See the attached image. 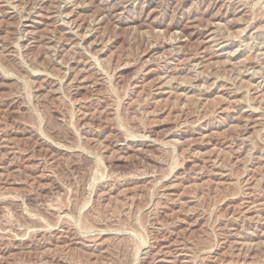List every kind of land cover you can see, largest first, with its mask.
<instances>
[{"label":"rangeland","instance_id":"obj_1","mask_svg":"<svg viewBox=\"0 0 264 264\" xmlns=\"http://www.w3.org/2000/svg\"><path fill=\"white\" fill-rule=\"evenodd\" d=\"M0 264H264V0H0Z\"/></svg>","mask_w":264,"mask_h":264}]
</instances>
